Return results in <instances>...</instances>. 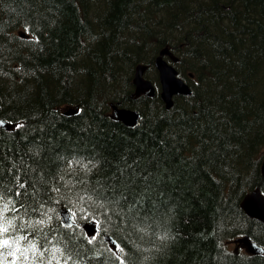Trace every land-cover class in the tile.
<instances>
[{"label": "trees", "instance_id": "trees-1", "mask_svg": "<svg viewBox=\"0 0 264 264\" xmlns=\"http://www.w3.org/2000/svg\"><path fill=\"white\" fill-rule=\"evenodd\" d=\"M165 47L191 89L168 110ZM138 64L153 98L131 97ZM0 118L13 125L0 129L3 215L27 237L15 264H264L229 248L243 235L264 248V224L240 207L264 194V0H0Z\"/></svg>", "mask_w": 264, "mask_h": 264}, {"label": "water", "instance_id": "water-1", "mask_svg": "<svg viewBox=\"0 0 264 264\" xmlns=\"http://www.w3.org/2000/svg\"><path fill=\"white\" fill-rule=\"evenodd\" d=\"M19 35L24 36L22 32H19ZM163 56H168L172 63L174 64L177 61V58L174 57L167 48L161 50L159 55L155 59L154 66L158 71V80L160 84V93L159 97L165 105L166 109H169L173 104V97L175 96H189L191 95V90L187 83H185L181 78L177 76V71L174 66L170 63H167ZM146 70L145 65H138L135 68L133 86H134V95L138 96L143 94L147 97H153L155 94V89L152 83L143 77ZM112 117L121 122L127 128H134L138 124L139 114L135 110L127 108H118L115 105H112ZM75 109H69L65 114H75ZM11 125L0 119V128L8 130ZM262 172L264 177V162L262 165ZM241 208L245 214L253 219H256L264 224V195L259 191V189H254L244 196L241 202ZM61 221L66 226H71L74 223V219L70 211L64 207H61L58 211ZM81 228L89 236H95L97 229L96 223L93 221H85L80 224ZM105 241L107 244L116 249V242L110 237L105 235ZM234 242L237 246H242L245 248V251L249 254H263V249L253 243L248 239L247 236L236 239Z\"/></svg>", "mask_w": 264, "mask_h": 264}, {"label": "snow or ice", "instance_id": "snow-or-ice-1", "mask_svg": "<svg viewBox=\"0 0 264 264\" xmlns=\"http://www.w3.org/2000/svg\"><path fill=\"white\" fill-rule=\"evenodd\" d=\"M20 186L23 187L22 184ZM16 195H21V193L17 192ZM0 205H2V208H0V249H8L9 251L6 253V255L13 257L12 264H15L16 254H23L20 247L21 242L27 240V237L9 235L10 229H14L15 225L13 224V221L4 216L3 213L7 212L10 207H14V203L12 200L5 198L2 190H0ZM34 223L43 224L45 221L39 220L35 221ZM29 244L31 249L35 250V244H32L31 241H29ZM28 250L29 249H24L23 251L26 252ZM55 251H59V249H55ZM0 255H5V253L0 252ZM25 259H27V256H25ZM69 259H71L70 256ZM73 264H75V262H73Z\"/></svg>", "mask_w": 264, "mask_h": 264}, {"label": "bare ground", "instance_id": "bare-ground-1", "mask_svg": "<svg viewBox=\"0 0 264 264\" xmlns=\"http://www.w3.org/2000/svg\"><path fill=\"white\" fill-rule=\"evenodd\" d=\"M19 46V45H18ZM165 48H167V47H165ZM164 48V49H165ZM19 49V48H18ZM168 49V51L174 56V57H176L177 58V56L174 54V53H172V51L169 49V48H167ZM158 55H159V53H158ZM157 55V56H158ZM156 56V57H157ZM156 59V58H155ZM163 59L167 62V63H170V64H173L172 63V61H171V59L168 57V56H163ZM178 59V58H177ZM154 63H155V60H154ZM176 63V62H175ZM138 65H145V64H138ZM137 65V66H138ZM136 66V67H137ZM146 66V69H147V65H145ZM154 69L156 70V72H157V75H158V71H157V69L155 68V66H154ZM145 72H146V70H145ZM159 77V76H158ZM185 83H187L186 81H185ZM187 85L189 86V84L187 83ZM189 88H190V86H189ZM171 108V107H170ZM0 129H2V128H0ZM4 130H6V129H4ZM68 147V146H67ZM60 148V147H59ZM71 148V147H70ZM82 149V148H81ZM80 149V150H81ZM68 150V149H67ZM85 155V154H84ZM38 157V156H37ZM263 162H264V157H263V160H262V164H261V173H262V176H263V172H262V165H263ZM58 184V183H57ZM50 185V184H49ZM37 191V190H36ZM242 202V201H241ZM240 207H241V203H240ZM245 236H247V235H243V236H240V237H237V238H235V239H233L232 240V244H235V242H234V240H236V239H241V238H243V237H245ZM256 239V238H255ZM254 240V239H253ZM257 242V241H256Z\"/></svg>", "mask_w": 264, "mask_h": 264}, {"label": "rangeland", "instance_id": "rangeland-1", "mask_svg": "<svg viewBox=\"0 0 264 264\" xmlns=\"http://www.w3.org/2000/svg\"><path fill=\"white\" fill-rule=\"evenodd\" d=\"M229 248L230 249H233L234 247H233V244H229Z\"/></svg>", "mask_w": 264, "mask_h": 264}]
</instances>
